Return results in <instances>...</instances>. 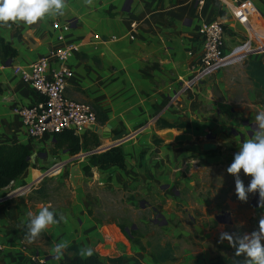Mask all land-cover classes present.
Masks as SVG:
<instances>
[{
	"label": "crops",
	"instance_id": "crops-1",
	"mask_svg": "<svg viewBox=\"0 0 264 264\" xmlns=\"http://www.w3.org/2000/svg\"><path fill=\"white\" fill-rule=\"evenodd\" d=\"M246 5L251 11L250 24L264 35V0H247ZM204 22L222 25L227 53L246 39L245 27L220 0H65L62 15L45 16L33 25H0V147L24 146L30 151V166L14 181L15 187L38 184L46 175L59 174V168L58 172H43L59 162L71 186L81 184L109 195L119 194L136 211L133 217L151 216L144 225L153 223L156 227L161 221V231L184 237L182 245L174 246L193 247L176 262L155 263L146 252L155 233H142L137 223L122 226L128 234V228L138 232L134 239L140 245L129 241L114 220L95 219L85 195L63 204L42 198L41 189L39 196L29 195L37 190L35 186L27 195L6 198L9 183L0 189V199L5 198L0 203V241L4 249L0 264H29L33 256L56 264L70 262L85 257L78 252L88 246L103 263L125 258L141 264H234L242 259L234 257V248L227 241L218 242L219 252L212 246L220 232L239 235L255 230L264 207H240L239 201H228L229 210L211 214L214 222L207 228L202 215L199 218L189 213L183 195L197 188L205 168L221 165L228 155L224 152L251 136L254 117L258 110H264V96L254 87L247 66L253 59L263 60L255 57L243 65L218 70L167 107L171 94L191 79L192 66L201 57L199 29ZM54 23H69L70 29L63 33L53 27ZM132 24L137 25L135 31ZM60 35H64L63 41L58 39ZM72 44L78 45L79 51L66 63L73 77L65 95L90 105L98 121L83 135L71 132L80 141L81 150L76 155L55 135L30 138L14 113L15 109L41 102L32 87L14 74V67L29 68L53 50ZM58 67L51 63V68ZM159 115L160 120L186 124L188 128H159ZM145 125L143 134L125 141ZM209 144L216 149L205 151ZM116 147L125 154L122 167L84 170L92 157H84L86 153L103 150L98 153L102 154ZM74 169L80 172L76 185L71 175ZM44 206L55 209L65 220L48 226L28 243V213L35 215ZM211 236L213 243L207 244ZM60 240L67 241L68 248L61 260H55L51 249ZM202 245L204 250H198ZM72 247L78 252L67 251ZM196 249L200 253H195Z\"/></svg>",
	"mask_w": 264,
	"mask_h": 264
},
{
	"label": "built area",
	"instance_id": "built-area-1",
	"mask_svg": "<svg viewBox=\"0 0 264 264\" xmlns=\"http://www.w3.org/2000/svg\"><path fill=\"white\" fill-rule=\"evenodd\" d=\"M220 1L245 27L246 39L227 53L225 51V30L222 25L217 22L202 23L199 29L203 39L201 57L192 66L191 79L186 82L182 89L171 94L167 107L173 106L195 85L203 82L218 70L243 65L255 57H260L264 61V35H260L250 24L251 11L247 9V0ZM53 27L65 33L69 31L70 24L54 23ZM136 29L137 25L132 24L131 30L135 31ZM58 39L63 41L64 35H60ZM94 39L99 41L100 37L94 36ZM78 51V45H65L38 59L29 68L14 67V74L19 76L24 84L31 86L42 98L36 106L14 110V113L21 118L30 138L41 139L46 135L61 134L67 131L80 136L97 126V117L90 105L72 101L65 95L68 81L73 77V73L68 69L66 63ZM53 62L57 63L59 67L51 68ZM161 118L159 115L157 120ZM146 128L147 125L141 127L139 131L127 136L125 141H130L143 134ZM102 151H91L86 153L84 157L88 158ZM53 167L49 172H58L59 169H62L60 164ZM15 186L16 183L10 181L9 194L6 198L27 195L35 188L36 183ZM2 202H5L4 197L0 199V203ZM3 251L0 241V255ZM31 261L40 264L46 263L44 259L36 256L31 257Z\"/></svg>",
	"mask_w": 264,
	"mask_h": 264
},
{
	"label": "rangeland",
	"instance_id": "rangeland-1",
	"mask_svg": "<svg viewBox=\"0 0 264 264\" xmlns=\"http://www.w3.org/2000/svg\"><path fill=\"white\" fill-rule=\"evenodd\" d=\"M231 134L232 133L226 132V136L233 138ZM238 148L239 145L236 144L234 148L224 152L225 154L228 153V155L223 157V162L221 165L213 166L210 169L205 168L203 180L199 181L197 188L183 195V201H185V206L187 207L189 213H193L199 218L202 215L205 224L208 222L206 224L207 228H211L210 225H212L214 222V220H210L211 214H220L229 210L227 209L228 201L233 203L239 201L235 196V178L226 172V168L230 165L233 155L238 150ZM53 168L54 167H50L43 172H49ZM241 179L245 185H247L250 178L241 175ZM36 189L37 190H33L30 194H28L31 196H39L38 190L41 189L40 191H43L42 197L47 199L51 198L52 200H57L59 203L61 202L63 204H66L68 201H70L72 197L85 195L88 199L89 208H91L90 212L98 221L114 220L117 225H125L126 227H131L135 222L141 227L142 233L147 235L151 234L152 232L155 233L154 236H151L146 249L147 255H149L155 263H157L155 258L159 259L166 251H171V256L173 257V259L169 261L176 262L179 260L178 257L184 256L183 252L185 250H190L193 248L189 244L187 246H174L176 243L182 245L181 240H183L184 237H173L166 233L167 230L161 231V221L158 222L156 227L153 223L152 225H144V222L149 223V219L151 218L150 215L145 217L140 215L138 218L133 217L132 212L136 211L128 207L129 202H125L124 198H122L119 194L109 195L104 191H99L87 185H84V187H82L81 184L80 187L74 185L71 186L68 181L67 172L63 173V168L57 175L53 174L51 176H45L38 184H36ZM239 202L242 203L240 207H258V199L256 198L255 193L249 194L248 200L246 202ZM174 222L176 223V220H174ZM128 230L130 231L129 228ZM189 230H191V227ZM205 240L206 238L204 239V242ZM206 243H213L212 236L206 241ZM198 250H204V245H202L201 249L199 248ZM198 250L196 249L195 253H200ZM212 250L214 252L221 251L218 245V238H216V244L212 246ZM143 251H145V249H143Z\"/></svg>",
	"mask_w": 264,
	"mask_h": 264
},
{
	"label": "clouds",
	"instance_id": "clouds-1",
	"mask_svg": "<svg viewBox=\"0 0 264 264\" xmlns=\"http://www.w3.org/2000/svg\"><path fill=\"white\" fill-rule=\"evenodd\" d=\"M65 0H0V25L22 22L33 25L45 16L62 15ZM255 128L251 136L243 140L234 153L226 172L235 178L234 189L237 200L246 202L249 194L256 193L258 206L264 207V110H258L254 117ZM241 175L249 177L247 185ZM25 225V239L28 243L38 237L48 226L56 225L65 217L48 206L40 207ZM227 241L234 248V257H242L234 264H264V214H261L255 230L250 233L234 234L220 232L218 242ZM68 242L60 240L51 249L52 258L61 260ZM79 255L90 257L93 249L88 246L79 250Z\"/></svg>",
	"mask_w": 264,
	"mask_h": 264
},
{
	"label": "trees",
	"instance_id": "trees-1",
	"mask_svg": "<svg viewBox=\"0 0 264 264\" xmlns=\"http://www.w3.org/2000/svg\"><path fill=\"white\" fill-rule=\"evenodd\" d=\"M248 75L254 81V87L263 94L264 96V62L259 59H253L247 66ZM40 100L42 98L40 97ZM158 127L162 129H186V124H172L165 120L158 122ZM55 138L60 143L66 142L71 154L76 155L80 152V141L71 132H65L61 134H55ZM63 142H61V140ZM30 151L24 146H1L0 147V189L6 188L10 181H17L23 177L27 169L30 166L29 162ZM125 161V154L121 147H116L108 152L93 155L90 158L89 166L84 170L89 172L92 167H96L99 170H106L112 167H122ZM43 198V197H42ZM122 233L128 238L129 241L134 242L136 245H140V242L134 239L135 232L130 230L129 234L126 232V227L120 225ZM68 252L77 253V247H72L67 250ZM173 259L171 251L164 252L159 259L155 258L157 263H164ZM29 264H40L30 261ZM45 264H56L51 261ZM58 264H141L139 261L127 260L125 258H113L109 259L107 263L99 261L96 255L90 257L78 256L76 260L70 262H61Z\"/></svg>",
	"mask_w": 264,
	"mask_h": 264
},
{
	"label": "water",
	"instance_id": "water-1",
	"mask_svg": "<svg viewBox=\"0 0 264 264\" xmlns=\"http://www.w3.org/2000/svg\"><path fill=\"white\" fill-rule=\"evenodd\" d=\"M204 149H205V151H211V150H215L216 147L214 145L209 144V145H205ZM79 174H80V172L79 171L77 172L76 169L72 170V172H71V175L73 177L72 182L75 185L78 183V180L80 179V178L77 177Z\"/></svg>",
	"mask_w": 264,
	"mask_h": 264
}]
</instances>
